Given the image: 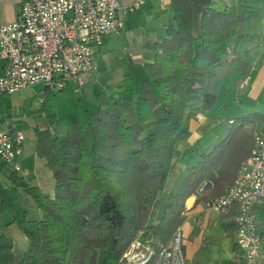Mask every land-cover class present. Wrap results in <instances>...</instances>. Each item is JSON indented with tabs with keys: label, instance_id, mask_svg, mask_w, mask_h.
<instances>
[{
	"label": "trees",
	"instance_id": "1",
	"mask_svg": "<svg viewBox=\"0 0 264 264\" xmlns=\"http://www.w3.org/2000/svg\"><path fill=\"white\" fill-rule=\"evenodd\" d=\"M263 4L237 0L223 10L207 7L195 35L192 1L173 0L172 20L153 41L151 59L141 64L145 77L139 84L127 63L120 93H95L92 111L77 92L61 90L70 91L74 117L56 118L62 135L48 126L36 133L35 153L52 172V194L0 161V213L10 214L5 226H17L27 241L17 257L14 241L1 233L0 264H96L103 253L120 261L139 237L154 249L167 244L185 220L188 197L205 203L221 196L248 157L255 129L264 128V113L231 119L224 138L187 169L158 222L147 223L173 166L175 145L189 136L188 123L197 113L215 106L225 65L236 67L238 86L263 62L264 46L240 48ZM48 93L56 92L43 91V116L54 111L55 99L46 103ZM6 118H12L10 108ZM22 195L31 199L37 217L18 205ZM233 220L226 235L235 254L232 264H240Z\"/></svg>",
	"mask_w": 264,
	"mask_h": 264
},
{
	"label": "built area",
	"instance_id": "2",
	"mask_svg": "<svg viewBox=\"0 0 264 264\" xmlns=\"http://www.w3.org/2000/svg\"><path fill=\"white\" fill-rule=\"evenodd\" d=\"M136 7L138 3L126 10ZM119 10V0H21L16 19L0 23V99L35 85L48 92L66 88L78 92L96 69L95 54L109 37L121 33ZM2 115L0 109V161L21 171L25 136L12 118ZM205 205L219 214L234 208L240 264H264V128L255 129L250 153L233 183ZM120 261L189 264L181 228L156 249L140 237L135 239Z\"/></svg>",
	"mask_w": 264,
	"mask_h": 264
},
{
	"label": "crops",
	"instance_id": "3",
	"mask_svg": "<svg viewBox=\"0 0 264 264\" xmlns=\"http://www.w3.org/2000/svg\"><path fill=\"white\" fill-rule=\"evenodd\" d=\"M172 1L173 0H119L121 6L119 16L123 22V28L118 35H120V37L123 36L124 41L131 47L127 54L129 58L119 60L124 66H128L127 63H130L133 72L134 69L140 70L142 68L141 64L151 59L153 55V41L164 34L166 24L172 20ZM191 1L193 13L192 30L195 35L198 34L200 16L205 8L210 7L223 10L227 6L235 3H233L232 0ZM20 3L21 0H0V23L13 22L17 17ZM134 3H138V7L132 11H127L126 7ZM110 40L111 37H109L104 44L108 43ZM236 73L237 69L235 66L229 67L225 65L215 106L209 111L197 113L195 118L191 119L188 123L189 136L175 145L173 153L174 163L161 192L151 206L147 220L149 225H154L158 222L163 209V207L161 209L158 206V203L163 197L169 200L168 197L170 194H173L174 187H176L177 190L181 182V180H178L180 175L186 173L187 169L199 160V155L201 153L209 151L213 145L226 135L230 126L229 121L233 119L236 114L234 111H230L231 106L228 100L230 99L228 98V94L232 92L228 91H231V88L227 90L223 87L225 86L223 83L227 78H231V83L227 84V88L229 85H234ZM136 83L139 84V81L136 80ZM236 89L238 90L237 92L241 89L242 93L240 95H244L248 100L257 101L264 95V57L263 62L254 67L249 77L243 83L236 86ZM118 93H120L119 89ZM238 109L240 111L239 113H241L239 116L251 111L264 113V103L262 104L261 110H254L246 106L243 107L242 104ZM3 113H5V111ZM224 120H227L229 125H227ZM24 157L22 153L20 160H23ZM31 157L30 166H28L26 172L20 171V173H22L21 175L24 177L30 176L32 178L31 184L37 185L43 192L52 194L53 177L51 170L46 166L43 158L38 157L35 153L32 154ZM195 199L196 197L192 195L185 201V220L180 228L184 238L183 251L187 262L189 264H202V250L208 245H217L220 241H223L227 247L231 248L232 240L226 235V227L230 219H234L236 211L232 208L227 214H219L207 208L203 201L197 202ZM11 226L6 227V229ZM6 236L10 237L9 235ZM230 254L229 259L230 263H232L235 254L233 251ZM209 262L222 264L220 263L219 255H216V257L212 258Z\"/></svg>",
	"mask_w": 264,
	"mask_h": 264
},
{
	"label": "rangeland",
	"instance_id": "4",
	"mask_svg": "<svg viewBox=\"0 0 264 264\" xmlns=\"http://www.w3.org/2000/svg\"><path fill=\"white\" fill-rule=\"evenodd\" d=\"M232 1L233 3L236 2V0ZM255 46H264V4L262 5V15L260 19L256 23H251L248 25L247 31L244 34V38L240 42V48L243 49L252 47L255 48ZM130 48V45L124 41L123 36L120 37V35H115L111 37V40L108 43L103 44L101 49L95 54L93 62L95 64L96 70L91 74L90 77L85 78L84 85L77 93H75L80 97L81 102L87 109H96L97 106L94 102V94L99 91L103 90L111 96H116L119 94L118 85L123 72L126 70V66H123L119 59L129 58L127 54ZM222 70L223 66L218 67L219 73H221ZM134 72L136 80L139 82L145 77V72L142 68L140 70L134 69ZM228 83H231V78H227V80L224 81L223 84L225 86L223 87H225L227 90L231 88V91H228L232 92L231 94H228V98H230L228 100L231 106L230 111H234L236 116L241 114L239 113L240 111L238 109L241 104L243 107L246 106L248 108H253L254 110H261L262 104L264 103V95L257 101L248 100V98H245L244 95H240L242 93L241 89L239 92H237L238 90L236 89L235 79L234 85H229L227 88ZM40 89L43 91V86L35 85L26 90L16 92L9 96H4L0 99L1 111L4 112L7 108L11 109L12 120L16 123L18 130H20L25 136V140L23 141V155L26 157V159L24 157V161L20 160L21 172H26L28 166L31 164V155L35 153L37 130L43 126H48L57 134L62 135L63 130L56 125V118L74 117V108L69 97V90L48 93L46 96V103H53V100L55 99L54 111L51 114L43 116L41 113V97L44 94L40 93ZM224 121L227 125H229L227 120ZM186 173L181 174L178 180H182ZM175 192L176 187L173 189V193ZM167 203V198L163 197L162 200L159 201L158 206L162 209V207ZM18 205L30 210V217L35 218L38 216V211L28 196L22 195ZM10 218L11 216L9 213H0V234L4 233L13 239L15 243V254L17 257H21L24 249L26 248L27 241L17 226L12 225L6 229L5 223L8 222ZM231 252V248L227 247L223 241H220L217 245H208L202 250V264H214L209 261L216 257V255H219L220 263L232 264L230 263L229 259ZM96 264L126 263L115 261L109 254L103 253L100 258L97 259Z\"/></svg>",
	"mask_w": 264,
	"mask_h": 264
}]
</instances>
